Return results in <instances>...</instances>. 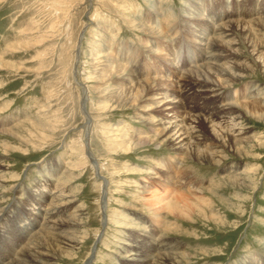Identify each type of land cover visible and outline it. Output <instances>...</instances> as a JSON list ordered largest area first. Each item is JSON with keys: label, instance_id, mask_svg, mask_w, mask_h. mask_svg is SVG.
Here are the masks:
<instances>
[{"label": "rangeland", "instance_id": "rangeland-1", "mask_svg": "<svg viewBox=\"0 0 264 264\" xmlns=\"http://www.w3.org/2000/svg\"><path fill=\"white\" fill-rule=\"evenodd\" d=\"M226 1L0 0V226L9 233L0 238V260L12 259V230L15 219L30 209L28 198L70 170L69 190L77 196L71 213L78 210L71 217L80 223L71 234L80 243L69 257L49 264H140L152 239L176 257L175 264H264V121L260 100L249 102L246 94L254 85L264 91L259 69L248 70L243 81L220 93L236 94L252 143L237 153L201 131L204 141L197 149L221 150L219 163L186 159L159 143L142 121L139 104L120 110L89 101L81 106L90 96L84 86L98 85L90 53L104 49L102 42L113 43L112 58L132 49L141 78L172 82L176 78L166 70L170 51L192 47V30L204 28L187 20L194 4L202 3L211 15L225 11ZM229 1L230 16L243 22L264 7V0ZM146 26L156 27L161 37L148 35ZM233 35L242 60L252 62L247 34L235 30ZM150 80L157 87L158 80ZM198 85L192 78L184 84L187 112L211 113L230 102L200 96ZM86 116L92 118L89 127ZM7 129L16 134L3 132ZM236 173L247 177L248 187L226 183ZM182 197L186 202L175 214L171 202ZM48 247L58 250L55 244Z\"/></svg>", "mask_w": 264, "mask_h": 264}, {"label": "bare ground", "instance_id": "bare-ground-1", "mask_svg": "<svg viewBox=\"0 0 264 264\" xmlns=\"http://www.w3.org/2000/svg\"><path fill=\"white\" fill-rule=\"evenodd\" d=\"M225 3L227 5L225 11L212 13L211 15L209 11L204 10L205 7L202 3L194 4L195 11L188 15L187 20L191 21L192 24L202 23L204 28L202 27L201 30L194 28L192 30L196 39H194L195 42L192 47L185 46L183 48V45H181L180 48L175 49L176 51H170V61L166 64V70L170 71L172 76L174 75L176 78H174V81H169L167 77H149L152 81L153 79L158 80L157 87L153 86L157 81L151 82L149 78H141L138 63L133 58L132 49H121L119 53L115 52L114 58H112L109 56L112 53L111 46L113 43L108 45L106 41L102 42L104 49L99 51L98 54L95 52L90 53L91 56H95L93 59L95 63L91 65H93L92 72L97 74L96 83L98 85L93 89L84 86L90 96L87 97L88 99L85 97L82 99L81 106L83 107L87 101L99 106L105 105L104 108H112L113 110L126 109V107L135 103L141 105L139 108L142 111L140 112L146 116L143 115L142 121L151 130L155 131L158 142L165 144L176 155L185 156L186 159L196 158L214 163L221 161V156H219L222 153L221 150L217 152L213 149L203 152L197 149V146L204 141L202 130H205L212 139L221 142L224 147L233 148L232 150L237 153L241 152L239 150L242 147L241 145L247 146V144L252 143V138L246 137L248 128L243 124L244 113L237 109L239 103H234L237 98L236 94H228L224 98L220 93L222 89L230 88L243 81L247 77L245 74H248L249 71L253 72L259 69L264 74V7H261L260 11L254 14L253 17L251 16L248 21L243 22L240 19H234V16H230V1L228 0ZM155 28L154 26H146L144 30L152 37H161L162 33ZM235 30L247 34V46L249 54L253 57L252 62L247 63L246 60H242L244 58L238 52V41L235 40L233 35ZM110 40L115 41L116 39ZM79 48L74 52L76 56L79 55ZM192 49L199 53L198 58H193L194 51ZM87 50V52L91 51L89 48ZM186 54H189L187 58H185ZM188 57H191V59L188 60ZM125 66L130 67V69L126 70ZM187 66L189 67L186 68ZM190 78L196 79L201 84L196 89L200 96L203 95L205 98L215 101V103L221 99L233 102L218 105L211 113H209L210 110L187 112L188 108L183 104L185 93L183 90L186 80ZM150 82L152 85H150ZM246 94L249 102L260 100L261 119L264 121V91L259 85H254L247 90ZM252 110L257 109L252 108ZM86 118L89 127L92 124V118L90 119V116H86ZM3 132L10 135L14 133L9 129L3 130ZM89 153L87 152L86 156L90 158L93 165L95 161ZM69 171L62 172L63 178L53 180L49 187L43 186L44 190H38L28 198L27 204L30 209L24 213L21 212L20 218L15 219L14 230H12L16 234V240L12 244L10 253L12 259L9 261L7 259L0 260V264H49L59 256L66 255L69 257L74 247H77L80 243L77 235L71 234V230H77L80 223L72 220L73 217H71L78 210L71 213L77 202V196L69 190L70 181L73 179L71 178L72 173L70 174ZM225 181L233 187H248L247 177H244L243 174L236 173ZM179 182L183 183L182 180H179ZM179 182L178 186L180 185ZM174 200L173 204L171 202V211L179 214L181 206H184L186 201L183 197L174 198ZM75 218L77 219V217ZM5 234H9L7 227L0 226V238L4 237ZM28 238L29 240L26 242ZM157 241L158 239H152L149 242L151 248L149 246L148 250H144V256L137 261L140 264H175L176 260L173 261V259L176 257L174 258V255L169 253L164 254L162 251L165 248H163L162 243L159 244ZM48 244H55V248L58 250L49 251Z\"/></svg>", "mask_w": 264, "mask_h": 264}]
</instances>
